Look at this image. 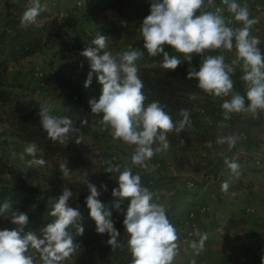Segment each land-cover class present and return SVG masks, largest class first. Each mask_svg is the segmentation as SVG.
Segmentation results:
<instances>
[{"label": "rangeland", "instance_id": "1", "mask_svg": "<svg viewBox=\"0 0 264 264\" xmlns=\"http://www.w3.org/2000/svg\"><path fill=\"white\" fill-rule=\"evenodd\" d=\"M3 1L0 0V13ZM90 1L39 0L40 13H59L66 18L67 28L63 36L49 47L11 66L10 78L23 87L0 88V95H22L52 109L74 112L81 120L87 119L94 131L82 141V159L72 164L39 150L36 158L44 159L45 164L30 165L33 158L24 151L28 144L16 139L9 125L3 123H0V157L23 173L31 185L55 198L63 188L71 189L73 195L69 204L73 208L80 198L89 194L82 183L84 179H90L98 190L102 183L106 184L108 191L101 190L100 197L111 196L118 173H105L106 162L119 165L121 170L131 167L134 174L141 175L142 185L152 192L153 202L165 207L167 217L176 229L178 252L172 264H193V261L195 264H260L264 255V110L233 112L229 119H225L221 107L225 100H230L237 93L245 96L247 107V85L241 79L244 73L230 76L233 89L227 97L209 94L195 97L197 109L205 110L203 121L211 122L206 132L221 137L232 136L234 145L209 148L194 142L177 149L169 146L148 161V169L133 165L131 156L135 146L113 138L111 128L102 122V114H91L88 105L89 98H99L101 85L93 75L90 87L84 88L90 67L79 53L99 31L93 23L82 27L74 21L72 13ZM220 1L209 3L205 0L201 11L213 12L214 5ZM143 19L134 23V39L112 46L108 38L106 50L118 57L123 51L140 49L144 55L136 62L137 66L160 64L162 56L151 57L143 48L140 33ZM261 35L264 37V33ZM261 42L264 51V38ZM166 51L186 61L182 54L169 46H166ZM205 54L212 55L209 52ZM193 56L191 62H186L193 70H198L201 57ZM244 131L248 135H243ZM225 160L239 164L238 174L232 172ZM61 164L69 167V176L65 177L60 172ZM224 182L229 185L227 191L222 190ZM241 182L251 186L238 189L242 187L239 185ZM16 209L27 212L23 206ZM10 221V212L0 215V227H16ZM204 235L207 238L203 248H193L192 244L199 245ZM30 251L35 264H42L39 253L34 249ZM60 264L67 263L61 261Z\"/></svg>", "mask_w": 264, "mask_h": 264}, {"label": "clouds", "instance_id": "2", "mask_svg": "<svg viewBox=\"0 0 264 264\" xmlns=\"http://www.w3.org/2000/svg\"><path fill=\"white\" fill-rule=\"evenodd\" d=\"M223 3L234 14V19L243 23V27L233 29L226 24L222 15L201 11L205 0H152L149 14L140 24V33L147 54L151 57L162 56L160 66L163 69L174 71L182 64L177 56L166 51V46L182 54L188 62L193 60V54L200 56L199 69L187 72V78H195L201 90L216 97H227L231 93L233 81L230 73L234 69L225 63L223 55L205 53L220 48L231 51L235 41L237 60L232 63L243 61L244 75L241 79L247 85L248 105L245 106V96L238 93L225 100L221 107L224 118L229 119L233 112L256 113L258 109L264 110V53L258 47L260 39L250 35V28L257 21L249 18L248 8L236 0H223ZM41 11L39 0H33L32 6L22 14L21 25L34 24ZM107 41L108 36L97 33L79 53L86 58L90 67L84 88L90 87L93 75L101 85L99 98H89L88 105L91 114H102V122L111 128L113 138L135 146L131 163L148 169V161L156 153L169 148L167 134L180 133L191 123L190 114L186 109H181L179 115L183 119L174 121L159 101L145 105L147 98L142 91L144 85L136 63L144 52L133 49L123 51L117 57L106 50ZM38 116L43 130L53 141L63 143L69 133L79 131L74 128L70 118L53 115L48 108H40ZM80 124H87V119L81 120ZM217 142L228 143L231 147L235 138L221 137ZM24 151L33 158L29 161L30 165L45 164L44 159L36 158L39 148L35 142L29 143ZM106 163L105 173H118L111 196L118 201H128L126 210L121 209L119 202L114 207L122 211L123 226L130 237V264H172L178 252V236L165 207L153 202L152 192L142 185L141 175L134 174L131 167L121 170L119 165H113L110 161ZM225 163L233 173L238 174V163L227 160ZM59 170L65 177L70 174L65 164H61ZM82 183L89 193L84 203L95 222V231L107 234V244L116 248L120 233L114 226L111 210L106 209L100 200L102 191H108L107 185L102 183L98 190L90 179H84ZM221 187L227 191L229 185L224 182ZM72 195L71 189H62L49 213L55 220L42 229V236L35 231L24 232L29 223L26 212L14 209L9 201L0 205V215L10 212V222L16 225L11 229H0V264H35L32 249L39 253L42 264H60L70 257L79 245L68 228L75 225L79 235L84 233L83 225L78 223L82 218L80 210L69 204ZM206 238V235L202 236L199 245L194 242L192 247L203 248ZM260 264H264V255Z\"/></svg>", "mask_w": 264, "mask_h": 264}, {"label": "trees", "instance_id": "3", "mask_svg": "<svg viewBox=\"0 0 264 264\" xmlns=\"http://www.w3.org/2000/svg\"><path fill=\"white\" fill-rule=\"evenodd\" d=\"M33 0H4L0 13V88L23 87L16 80L10 78L11 66L26 58L41 52L60 39L67 26L65 17L59 13H40L36 22L31 25H21L23 12L31 7ZM149 0H91L85 7L76 8L72 13L76 23L82 27L86 23H93L97 31L108 36L112 46H118L125 40L136 37L134 23L149 14L146 3ZM221 2V1H220ZM214 13V11H213ZM215 14V13H214ZM138 75L143 81L145 104L159 101L174 121L182 120L179 115L181 109L189 112L190 124L180 133L170 132L167 140L173 149L185 147L187 144L199 143L204 147L217 148L229 146L228 143H218L221 136L209 135L206 132L211 122H204L203 116L197 112L196 96L207 95L197 85L195 78H187V72L192 71L186 61L174 71L163 69L160 64L144 63L138 66ZM40 108H48L51 114L68 117L73 121L74 128L79 131L69 133L67 139L61 143L51 140L39 122ZM74 112L52 109L45 104L34 102L22 95H0V123L8 124L12 135L21 142H35L40 151L50 157L65 159L72 164L82 159L84 151L83 139L94 130L91 124H80ZM202 130H204L202 132ZM243 135H248L247 131ZM241 188L246 189L243 182ZM154 197V196H153ZM105 208L111 210L115 228L119 231L118 246L111 248L107 244L109 236L95 231L94 220L89 216L85 205V197L80 198L75 206L81 212V223L84 227L83 235H79L75 225L68 231L72 233L75 243L79 246L65 261L67 264H130L132 256L128 247L129 234L123 226L124 216L114 205L119 202L121 209L126 210L128 201H118L112 196L100 197ZM9 201L13 208H26L29 223L24 232L35 231L42 236V229L55 220L49 215L56 198L50 193L30 184L28 178L21 172L9 166L0 157V205ZM15 226H1L14 228Z\"/></svg>", "mask_w": 264, "mask_h": 264}, {"label": "built area", "instance_id": "4", "mask_svg": "<svg viewBox=\"0 0 264 264\" xmlns=\"http://www.w3.org/2000/svg\"><path fill=\"white\" fill-rule=\"evenodd\" d=\"M238 4L241 6H246L249 10V14L251 17L250 19H255L257 22L251 26L250 33H252L255 37H258L260 39V44L258 47L260 48L261 52L264 53L262 50V42L264 37L261 38V34L264 33V0H236ZM219 9V12L217 11ZM215 14L222 15L225 18V22L229 27H232L233 29L241 28L243 27L242 22H238L234 19V14H232L229 10L227 5L223 3V0L219 3H216L214 5L213 9ZM212 55H223L225 58V63L230 65L234 71L230 73L231 77H235L239 73H244L243 68V61H238L236 64H233L232 62L234 60H237L236 55V48H235V41H233V49L231 51L220 48L215 50L208 51ZM189 68L193 70L190 66ZM244 75V74H243ZM197 112L200 115H205L204 109H197ZM258 163L260 162V158L257 160Z\"/></svg>", "mask_w": 264, "mask_h": 264}, {"label": "crops", "instance_id": "5", "mask_svg": "<svg viewBox=\"0 0 264 264\" xmlns=\"http://www.w3.org/2000/svg\"><path fill=\"white\" fill-rule=\"evenodd\" d=\"M151 2H152V0H149L147 3H146V5L147 6H150V4H151ZM150 10V9H149ZM100 33V32H99ZM251 132H252V130H250ZM257 135V137H259V135L258 134H256Z\"/></svg>", "mask_w": 264, "mask_h": 264}]
</instances>
